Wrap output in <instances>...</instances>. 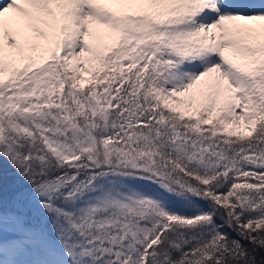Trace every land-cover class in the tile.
<instances>
[{"label":"snow or ice","instance_id":"6c2138e0","mask_svg":"<svg viewBox=\"0 0 264 264\" xmlns=\"http://www.w3.org/2000/svg\"><path fill=\"white\" fill-rule=\"evenodd\" d=\"M0 264H264V0H0Z\"/></svg>","mask_w":264,"mask_h":264}]
</instances>
